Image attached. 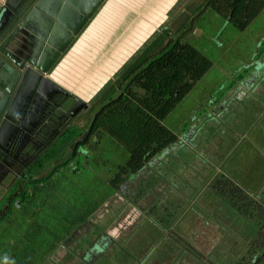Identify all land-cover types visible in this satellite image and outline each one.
<instances>
[{
	"label": "rangeland",
	"instance_id": "rangeland-1",
	"mask_svg": "<svg viewBox=\"0 0 264 264\" xmlns=\"http://www.w3.org/2000/svg\"><path fill=\"white\" fill-rule=\"evenodd\" d=\"M180 8L172 20L182 17ZM198 15L186 41L205 55L203 64L200 54L192 58L204 72L163 120L177 139L143 167L126 166L116 175L115 162H125L128 153L108 133H95L97 144H80L77 158L51 184H40L47 188L28 219L17 211L19 200L11 202L18 206L13 231L4 234L6 218L0 235L16 246L0 243V264H23L8 262L12 254L5 252L6 260L4 250L29 255L32 264L46 241L63 235L40 264H264V0L231 21L230 13L225 19L210 9ZM116 95L109 97L122 94ZM95 107L85 113L82 130ZM67 146L58 148L62 160L71 152ZM2 197L0 216L8 207ZM28 239L30 249L21 252Z\"/></svg>",
	"mask_w": 264,
	"mask_h": 264
},
{
	"label": "crops",
	"instance_id": "crops-1",
	"mask_svg": "<svg viewBox=\"0 0 264 264\" xmlns=\"http://www.w3.org/2000/svg\"><path fill=\"white\" fill-rule=\"evenodd\" d=\"M4 1L1 0L2 3ZM36 1L30 0L26 6L34 5ZM255 1L257 0H105L54 64L49 77L70 96L79 98L90 106L109 101L111 94L118 96L122 93H132L133 98L138 99L141 94L147 92V86H156L159 97L162 98L163 92L166 96L163 100L156 99L149 103L148 107L157 112L163 108L172 110L204 71L199 72L198 70L202 69H196L191 57V66L185 75L175 74V78L169 81L171 84L160 87L159 81L154 83L148 81V78L153 72L156 78L165 62L179 55L173 52L165 56L164 52L174 44H191L186 41V34L191 31L190 26L195 28L198 13L202 15L205 10L210 9L225 16V19L228 18L226 14L230 13L231 21L235 17L238 19L246 16ZM179 6H185V9L180 8L182 14L179 13V16L182 17L174 21L172 19L178 16L175 11ZM186 10L188 17L183 14ZM179 31L185 32L179 34ZM200 54L204 62L206 57L203 53ZM179 76L184 78L180 79ZM142 102L145 104V101ZM168 114L169 112L165 117H157L155 113L154 117L164 124L163 120ZM191 136L192 134H188V137ZM174 139H177V136L173 134ZM60 146L62 147L59 145L56 149ZM158 150H155L152 156ZM5 181L0 188L2 198H8L10 192L9 184L5 186ZM9 199L11 198H8L7 204ZM2 201L0 199V202ZM113 232H116V229H113Z\"/></svg>",
	"mask_w": 264,
	"mask_h": 264
},
{
	"label": "water",
	"instance_id": "water-1",
	"mask_svg": "<svg viewBox=\"0 0 264 264\" xmlns=\"http://www.w3.org/2000/svg\"><path fill=\"white\" fill-rule=\"evenodd\" d=\"M29 1L0 0V188L6 173L12 172L10 167L22 160L20 152L36 146L38 133L45 135L41 124L45 105L38 109L37 98L46 102L53 93L69 95L49 72L105 0H37L18 23V14ZM28 37L35 41L30 48ZM22 53L32 58L24 60ZM76 101L70 120L89 106L79 98Z\"/></svg>",
	"mask_w": 264,
	"mask_h": 264
},
{
	"label": "trees",
	"instance_id": "trees-1",
	"mask_svg": "<svg viewBox=\"0 0 264 264\" xmlns=\"http://www.w3.org/2000/svg\"><path fill=\"white\" fill-rule=\"evenodd\" d=\"M177 47L179 48L177 52H175V47H172L164 52V54L166 56L167 54L175 52L179 55L170 61H166L165 64L163 63V68L160 72H158L157 77L155 78L153 72V74L148 78V81H154V83L159 81V86L162 87L166 84H171L169 81L171 78H175V74H186V70L191 66V62L189 61L190 58L199 55L200 52L187 44H183L182 48H180L179 45H177ZM199 59L200 60L197 61L202 63L203 59ZM159 75H161V77ZM179 78L181 79L184 77L179 76ZM145 89L147 92L145 94H141L138 98L140 102H137V98L136 101L129 100V98L123 95V93L114 99L110 97V102L105 104L103 108L96 114V118L91 127L90 132L93 134L106 132L108 133L107 135H111L112 138L118 142L119 148L123 152V156L124 152L128 153V156L126 157L128 159L125 162L120 161L121 157L117 160V156L113 155L117 160V162H115L116 160H113L115 162V167L117 168L116 175L123 174V170L126 166L132 169L140 166L142 167L144 162L151 158L155 150L162 148L173 138V134L170 132V129H168V127H166L164 124H161L160 121L154 117L155 113H157V117H165L170 109L163 108L160 112H157L155 109L148 107L149 103H153L156 99L163 100L166 96L165 92L161 93L162 98H160V93L157 92L156 86L152 88L151 86H147ZM142 101H145V104H143ZM68 162L69 159L66 160V163ZM62 165H64V163H56V165H54V167L48 173L40 175L39 178L33 179L31 177L29 182H26L25 185L18 183L13 186L12 190L15 191V188L19 186L20 191L11 199H9V204L6 211L3 213L1 212L0 220L6 218L9 220V223H7L3 229L4 234L12 233L13 231L11 230V227L13 226V222L15 220L11 218L13 210L18 206L12 207L10 205L11 202L15 203V200L18 199L19 207L17 208V211L23 213L26 219H28L33 200L39 197L43 188H47L45 187L46 182H50L51 184L54 179L53 175L60 169ZM129 180H132L130 176ZM43 182H45V186H40V184H43ZM31 188L33 190H31ZM11 221L12 223H10ZM64 236L65 235L59 237L55 242L46 241L44 244V249L39 252V259L33 261L32 264H40V262L44 261V257L50 254L54 248L57 247V243L61 240H64L68 235L66 237ZM0 243H6L11 246V248H13L12 246H16L15 242H5L3 240L2 234L0 235ZM31 245L32 242L30 239H28L26 242H23L21 252L28 251ZM13 249L15 250V247ZM33 251H37V248ZM5 252L12 254V258L9 259L8 262L16 260V262H23V264H27L24 263V261L27 260L29 264L32 260V257H29V255L23 256L22 253H19L17 256L14 251L9 250H4L3 255L6 254Z\"/></svg>",
	"mask_w": 264,
	"mask_h": 264
},
{
	"label": "flooded vegetation",
	"instance_id": "flooded-vegetation-1",
	"mask_svg": "<svg viewBox=\"0 0 264 264\" xmlns=\"http://www.w3.org/2000/svg\"><path fill=\"white\" fill-rule=\"evenodd\" d=\"M33 6V4L30 6L28 5L24 7V9H22V11L18 14V23L29 14ZM26 43L27 47L30 48L33 44H35V41L32 38L28 37L26 39ZM20 57L24 60L32 58L29 53H22ZM27 63L28 62H26V66H29V63ZM39 99L40 97H38L36 100V105L38 109L42 110V106L45 105V107L43 108L44 115L41 118L42 122L40 121L42 125L45 124V132L42 131L45 135H39L40 133H38V135L35 136L37 140V147L35 146V148L30 150L29 152H26V149L25 151H21L19 154V158L22 157L20 163H17L13 167H10V170L12 172L6 173L7 177L4 180H6L5 182L9 181V196H12L13 193H15L16 195L20 191L19 186L15 188V191L11 190L13 185L20 183L22 180L26 181L28 179L29 181L31 177L33 179L39 178L40 176L37 177V175L43 174L44 168L41 169L42 164L49 162L45 166V168H47L49 171L54 167V165H56V163H58L59 160H61V163H64V166L68 165L66 163V159L62 160V158L65 156V152L63 154H60V156L56 155L61 151V149H56L57 146L65 144L66 146L68 145L67 147H69L71 152L67 154L68 156H66V158L69 159L70 162L71 160H75L77 158L76 151L80 144L85 146L90 139V142L92 144H97L99 142V138L96 136V134L90 132L96 117H94L93 119L91 118L88 124V128L82 130V123H84L85 121V113L92 107V105L90 106L88 104L89 106L87 108H83L76 117L70 120V115L72 111L78 105L76 101L77 98H74L70 95L67 96L61 93H53L46 99V102L44 98H41L40 100ZM100 105H96V107L93 109V113L95 109ZM32 120L35 121L34 118ZM41 136L42 138H40ZM24 152L25 154L23 155ZM14 154L15 153L10 151L11 157H13ZM44 159L45 162H43ZM35 169H39V171L34 172Z\"/></svg>",
	"mask_w": 264,
	"mask_h": 264
}]
</instances>
